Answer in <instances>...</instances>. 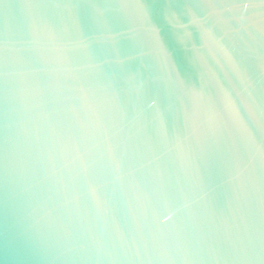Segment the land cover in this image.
<instances>
[{
    "label": "water",
    "instance_id": "95a60500",
    "mask_svg": "<svg viewBox=\"0 0 264 264\" xmlns=\"http://www.w3.org/2000/svg\"><path fill=\"white\" fill-rule=\"evenodd\" d=\"M0 264H264V0H0Z\"/></svg>",
    "mask_w": 264,
    "mask_h": 264
}]
</instances>
